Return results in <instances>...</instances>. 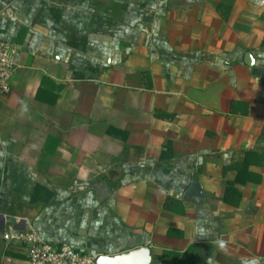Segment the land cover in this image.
<instances>
[{
	"label": "crops",
	"instance_id": "crops-1",
	"mask_svg": "<svg viewBox=\"0 0 264 264\" xmlns=\"http://www.w3.org/2000/svg\"><path fill=\"white\" fill-rule=\"evenodd\" d=\"M0 40V264H28L6 239L28 225L264 264V0H0Z\"/></svg>",
	"mask_w": 264,
	"mask_h": 264
},
{
	"label": "built area",
	"instance_id": "built-area-1",
	"mask_svg": "<svg viewBox=\"0 0 264 264\" xmlns=\"http://www.w3.org/2000/svg\"><path fill=\"white\" fill-rule=\"evenodd\" d=\"M19 60L18 45L0 40V93L10 92V81ZM6 239L11 246L26 255L28 264H95V255L65 244L51 245L32 225L21 232L10 229Z\"/></svg>",
	"mask_w": 264,
	"mask_h": 264
},
{
	"label": "water",
	"instance_id": "water-1",
	"mask_svg": "<svg viewBox=\"0 0 264 264\" xmlns=\"http://www.w3.org/2000/svg\"><path fill=\"white\" fill-rule=\"evenodd\" d=\"M186 196L198 200L202 196L199 185L193 183L186 192ZM95 264H151V245L146 244L140 247H135L121 253L107 255L98 254L94 257Z\"/></svg>",
	"mask_w": 264,
	"mask_h": 264
},
{
	"label": "trees",
	"instance_id": "trees-1",
	"mask_svg": "<svg viewBox=\"0 0 264 264\" xmlns=\"http://www.w3.org/2000/svg\"><path fill=\"white\" fill-rule=\"evenodd\" d=\"M262 134L264 136V130ZM167 255L170 256L169 258H171V261L168 260L170 262H166L164 264H202L201 260L199 259V257L196 255V253L192 249L188 250L187 252L183 254H179V255L165 253L163 256H167ZM171 255H173V257ZM161 259H163V257L153 258L154 262H160Z\"/></svg>",
	"mask_w": 264,
	"mask_h": 264
}]
</instances>
